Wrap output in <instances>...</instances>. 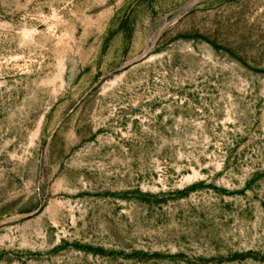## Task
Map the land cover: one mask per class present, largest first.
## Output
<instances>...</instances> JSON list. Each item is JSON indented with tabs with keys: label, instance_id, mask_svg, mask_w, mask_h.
<instances>
[{
	"label": "rangeland",
	"instance_id": "1",
	"mask_svg": "<svg viewBox=\"0 0 264 264\" xmlns=\"http://www.w3.org/2000/svg\"><path fill=\"white\" fill-rule=\"evenodd\" d=\"M0 264H264V0H0Z\"/></svg>",
	"mask_w": 264,
	"mask_h": 264
}]
</instances>
